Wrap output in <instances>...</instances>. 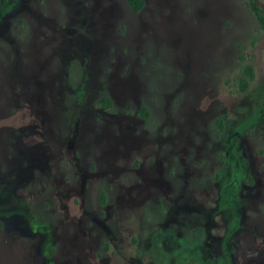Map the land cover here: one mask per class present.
I'll return each mask as SVG.
<instances>
[{
    "label": "rangeland",
    "instance_id": "obj_1",
    "mask_svg": "<svg viewBox=\"0 0 264 264\" xmlns=\"http://www.w3.org/2000/svg\"><path fill=\"white\" fill-rule=\"evenodd\" d=\"M5 2L0 264H264V0Z\"/></svg>",
    "mask_w": 264,
    "mask_h": 264
},
{
    "label": "trees",
    "instance_id": "obj_2",
    "mask_svg": "<svg viewBox=\"0 0 264 264\" xmlns=\"http://www.w3.org/2000/svg\"><path fill=\"white\" fill-rule=\"evenodd\" d=\"M126 2L133 11H136L142 4V0H126ZM5 3H6L5 0H0V12H2L4 8L6 7L4 6ZM249 5H250L252 12L256 16L258 22L260 23V25H263L264 22H263L261 10L253 2H250ZM241 71H242L243 76L249 79L251 78V69L249 66L242 67ZM243 76L238 77V87L240 90H244L247 84L246 79ZM253 92L256 98V101L254 103V111H253L251 118L246 123V125H249L251 123L259 124V123L264 122V82L258 84L255 87ZM97 105L101 107L102 109H108L110 106V103L107 97L103 95L97 101ZM137 113L143 118L147 117V113L145 112L143 108H139ZM219 121H220L219 119H216V123L218 125H219ZM263 205H264V202H263Z\"/></svg>",
    "mask_w": 264,
    "mask_h": 264
}]
</instances>
